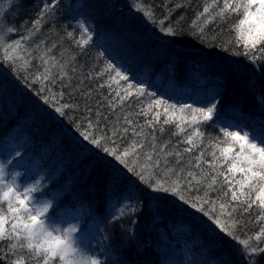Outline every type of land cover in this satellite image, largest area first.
Listing matches in <instances>:
<instances>
[{"label": "trees", "instance_id": "16d2710c", "mask_svg": "<svg viewBox=\"0 0 264 264\" xmlns=\"http://www.w3.org/2000/svg\"><path fill=\"white\" fill-rule=\"evenodd\" d=\"M51 2L0 0V24L16 29L8 35V41L29 35L22 48L35 57L32 59L19 50L10 52L24 57L13 66L4 60L0 49V160H8L9 171L20 172L19 179L25 183L44 180L56 221L63 227L75 224L80 246L103 264H248L236 241L211 229L201 214L171 197L158 204L149 203L144 197L143 207L136 213L114 219L113 213L119 216L118 209L126 211L127 207L109 190L114 171L111 157L93 150L76 130L79 125L83 131L89 119L97 121V107L107 117V121H100L101 128L106 122L116 124L118 118L122 124L124 115L129 113L133 125H145L146 117L138 114L135 98L126 100L122 108H109L111 89L106 85L100 87L106 76H95L103 67V59H109L126 70L130 79L139 74L158 96L167 92L165 99L172 103L203 107L198 100L219 92L217 112L221 126L231 122L245 127L250 134L264 132V67H254L243 56L232 54L233 50L242 52L243 45L233 41L227 51L219 46L234 37L229 26L236 17L225 23L208 24L201 42L200 36L191 34L195 29L190 25L202 10L204 0H59L51 12L44 14L38 30L33 29L44 4ZM138 4L153 12L157 20L170 15L177 34L160 32L136 10ZM78 21L88 25L92 32L91 42L82 48L75 43L80 35ZM164 26H168L167 21ZM67 32H75V36L67 37ZM41 42V48L35 49ZM53 44L56 47L50 56L63 63L75 57L67 65V86L59 81L52 85L47 80L40 83L31 79L32 75L43 73L39 57ZM101 52L103 58L97 56ZM53 63L50 60L48 67L56 72ZM15 69H19V74ZM252 82L255 88H250ZM85 91H90V98H85ZM86 104L92 107L91 114L85 111ZM61 105L73 107L66 108L61 116L55 111ZM163 127V133L156 132L157 145L170 141L168 151H179L185 160L194 162L201 149L184 153L189 146L181 142L183 134L174 135L175 124ZM149 131L145 126V135ZM201 131L205 133L204 144L209 137L222 139L215 127L205 125ZM130 140L131 136L118 143L126 146ZM205 159H210L207 150ZM204 170L208 171L207 166ZM254 218L255 211L245 215L247 226L244 232L238 227L236 234L246 238L245 233H257L259 225ZM250 220L253 222L249 223ZM257 264H264V254Z\"/></svg>", "mask_w": 264, "mask_h": 264}, {"label": "snow or ice", "instance_id": "6c2138e0", "mask_svg": "<svg viewBox=\"0 0 264 264\" xmlns=\"http://www.w3.org/2000/svg\"><path fill=\"white\" fill-rule=\"evenodd\" d=\"M58 3L59 0H53L44 4L41 16L34 21L33 29L38 30L44 14L51 12ZM136 10L142 12L160 32L169 36L177 34L170 15L157 20L154 13L143 5H136ZM233 17H236V21L230 24L229 30L235 35L219 46L227 51L233 41L243 45L242 52L233 50L232 54L243 56L254 67H264V0H204L202 10L190 25L195 29L191 34L200 36L203 42L208 24L225 23ZM166 21L167 27L164 26ZM77 26L80 35L75 43L82 48L91 42L92 32L82 21H78ZM15 32V28L0 24V49L4 52V60L13 66L24 57H16L10 52L19 50L35 59L28 49L22 48V44L30 38L29 35L8 41V35ZM66 35L72 38L75 32H67ZM42 44L34 48L40 49ZM55 47L53 44L39 57L44 65L43 73L32 75L31 79L40 83L47 80L52 85L59 81L64 85V78L69 76L67 65L75 57L63 63L49 55ZM97 56L103 58L104 53H98ZM50 60L54 62L52 67L57 69L56 72L48 67ZM15 70L19 74V69ZM70 70L75 72L74 68ZM95 76H106L105 84L100 87L106 85L111 89L112 99L107 101L111 110L122 108L126 100L135 98L139 103L138 114L146 117L143 126L133 125L129 113L124 115L122 124L118 118L116 124L106 122L101 128L100 121H107V117L97 107L95 123L89 119L83 131L77 125L80 137L93 146V150L111 157L114 171L108 182L109 190L127 207L126 211L118 209L119 216L113 213V218L136 213L143 207L144 197L148 198L149 203L157 204L171 197L201 214L211 229L223 232L236 241L240 254L248 264H257L260 255L264 254V132L250 134L245 127L231 122L221 126L223 122L219 120L217 112L219 92H212L198 100L197 103L203 104V107L172 103L170 99H165L167 92L158 96L149 90L139 74L130 79L126 70L122 71L109 59H103V67ZM28 79L25 78L26 82ZM255 87V82H252L250 88ZM59 95L62 96V93ZM83 95L86 99L90 98V91H85ZM45 100L47 102L48 97ZM71 107L61 105L55 107V111L64 116L65 109ZM85 111L91 114L92 107L86 104ZM171 124H175L177 129L174 135L183 134L181 142L189 146L183 150L184 153H190L194 148L201 149L194 157V162L193 159L185 160L179 151H168L170 141L157 145L156 132L163 133V126ZM205 125L217 128L222 139L209 137L208 143L204 144L205 133L201 129ZM145 126L150 129L147 135L144 133ZM96 132L102 134L96 135ZM129 136L131 140L126 146L118 143L127 140ZM206 150L210 159H205ZM16 155L19 156V153ZM204 166H207L208 171L204 170ZM20 177V172L9 171L8 160H0V262L103 264L95 254H89L80 247L76 235L79 229L75 224L63 227L56 221L53 201L48 198L50 193L45 191L44 180L25 183ZM253 211L254 222L259 225L258 232L252 236L245 233L246 238H241L236 234L237 228L244 232L247 223L243 217ZM124 230L130 232L129 229Z\"/></svg>", "mask_w": 264, "mask_h": 264}, {"label": "rangeland", "instance_id": "374dc122", "mask_svg": "<svg viewBox=\"0 0 264 264\" xmlns=\"http://www.w3.org/2000/svg\"><path fill=\"white\" fill-rule=\"evenodd\" d=\"M80 247H82V246H80ZM83 249H84V247H82Z\"/></svg>", "mask_w": 264, "mask_h": 264}]
</instances>
